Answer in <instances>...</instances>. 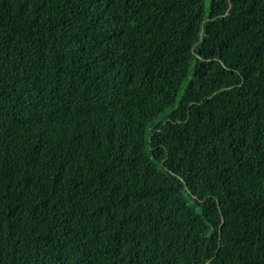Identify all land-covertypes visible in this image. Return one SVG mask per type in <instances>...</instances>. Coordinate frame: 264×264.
Wrapping results in <instances>:
<instances>
[{
  "label": "trees",
  "instance_id": "1",
  "mask_svg": "<svg viewBox=\"0 0 264 264\" xmlns=\"http://www.w3.org/2000/svg\"><path fill=\"white\" fill-rule=\"evenodd\" d=\"M0 264H264V0H0Z\"/></svg>",
  "mask_w": 264,
  "mask_h": 264
}]
</instances>
